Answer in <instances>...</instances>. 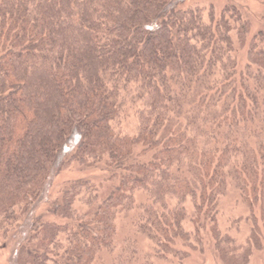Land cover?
I'll return each mask as SVG.
<instances>
[{
	"label": "trees",
	"instance_id": "obj_1",
	"mask_svg": "<svg viewBox=\"0 0 264 264\" xmlns=\"http://www.w3.org/2000/svg\"><path fill=\"white\" fill-rule=\"evenodd\" d=\"M184 1L0 0V239L68 167L104 168L58 186L56 219L34 221L16 264H93L135 210L136 233L169 252L189 241L187 201L217 228L229 181L264 208V36L237 9L205 19Z\"/></svg>",
	"mask_w": 264,
	"mask_h": 264
},
{
	"label": "rangeland",
	"instance_id": "obj_2",
	"mask_svg": "<svg viewBox=\"0 0 264 264\" xmlns=\"http://www.w3.org/2000/svg\"><path fill=\"white\" fill-rule=\"evenodd\" d=\"M182 7L202 9L205 19L209 18L212 10L218 18L226 7L237 9L242 13L243 19L248 21L249 37L264 36V0H185ZM241 58H244V53L241 54ZM115 126L119 133H133L135 122L130 118L121 121L120 117L115 122ZM103 171V167L82 170L75 166L68 167L58 177L56 176L30 210L21 214L16 227L7 236L0 239V264H16L21 244L28 238L31 226L37 218L56 219L49 208L60 184L71 179L85 177H93L99 182ZM107 185L106 183L105 187ZM136 195L138 203L147 199L141 191ZM186 205L189 216L184 227L190 233L188 242L178 240L171 251L156 252L148 239L136 233L134 222L138 219L140 211L135 210L128 214H122L117 219L118 231L115 251L112 253L100 252L97 261L93 264H227L215 246L214 230L222 235H227L237 247H242L244 250L240 251L241 257L237 261L238 263L232 262V264H242L243 262H245L243 264H264V208L260 204H254L251 207L233 182L229 181L225 192L218 199L215 219L217 228L213 231H211L208 221L205 224H198L192 220L194 217L192 202L187 201ZM254 227H257L260 233V244L252 243L249 239ZM129 242L137 252L132 253L134 249L130 247Z\"/></svg>",
	"mask_w": 264,
	"mask_h": 264
}]
</instances>
